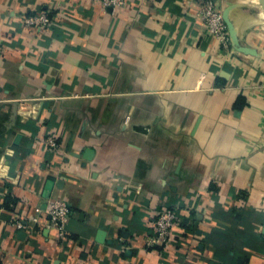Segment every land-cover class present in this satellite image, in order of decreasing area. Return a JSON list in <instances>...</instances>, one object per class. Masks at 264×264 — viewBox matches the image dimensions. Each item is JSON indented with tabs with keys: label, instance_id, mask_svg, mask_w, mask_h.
<instances>
[{
	"label": "crops",
	"instance_id": "crops-1",
	"mask_svg": "<svg viewBox=\"0 0 264 264\" xmlns=\"http://www.w3.org/2000/svg\"><path fill=\"white\" fill-rule=\"evenodd\" d=\"M202 1L0 0V264H264V0H214L230 56ZM165 206L174 242L148 248Z\"/></svg>",
	"mask_w": 264,
	"mask_h": 264
},
{
	"label": "built area",
	"instance_id": "built-area-1",
	"mask_svg": "<svg viewBox=\"0 0 264 264\" xmlns=\"http://www.w3.org/2000/svg\"><path fill=\"white\" fill-rule=\"evenodd\" d=\"M99 2L110 10L112 14H117L122 9L127 8L132 0H99ZM198 16L203 22L204 29L208 35L215 38L226 56L235 53L236 49L232 45L230 32L223 16V10L218 6L214 0H203ZM23 23L31 28L43 29L55 23L53 18L48 12H37L24 16ZM6 49V44L0 36V54ZM20 108L28 115L31 110H28L31 103L35 102L32 98L19 100ZM24 114V115H25ZM47 145L54 149H59V143L55 135L47 138ZM46 212L49 216L47 227L57 228L59 234L66 236L67 223L71 216V208L68 202L64 199H53ZM179 214L174 206H165L162 208L154 218L153 231L146 238L148 248H167L174 242V228L178 221ZM39 216H32L28 218H17L15 226L20 230H33L32 224L39 222ZM34 232V231H32ZM125 250V249H124Z\"/></svg>",
	"mask_w": 264,
	"mask_h": 264
},
{
	"label": "water",
	"instance_id": "water-1",
	"mask_svg": "<svg viewBox=\"0 0 264 264\" xmlns=\"http://www.w3.org/2000/svg\"><path fill=\"white\" fill-rule=\"evenodd\" d=\"M234 7H235V5H231V6H229L228 8H226V10L223 11V16H224L225 22L227 23V26H228L229 32H230V36H231V40H232V45H233V47L237 50L236 42H235V40H234V37H233L232 31H231V28H232V20H231V17H230V11H231L232 8H234Z\"/></svg>",
	"mask_w": 264,
	"mask_h": 264
}]
</instances>
